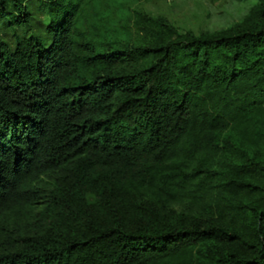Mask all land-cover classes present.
<instances>
[{"label": "trees", "instance_id": "obj_1", "mask_svg": "<svg viewBox=\"0 0 264 264\" xmlns=\"http://www.w3.org/2000/svg\"><path fill=\"white\" fill-rule=\"evenodd\" d=\"M141 2L0 0V264H264V0Z\"/></svg>", "mask_w": 264, "mask_h": 264}, {"label": "rangeland", "instance_id": "obj_2", "mask_svg": "<svg viewBox=\"0 0 264 264\" xmlns=\"http://www.w3.org/2000/svg\"><path fill=\"white\" fill-rule=\"evenodd\" d=\"M140 8L165 16L180 31H217L241 20L256 0H142ZM179 209L182 207L179 206Z\"/></svg>", "mask_w": 264, "mask_h": 264}]
</instances>
